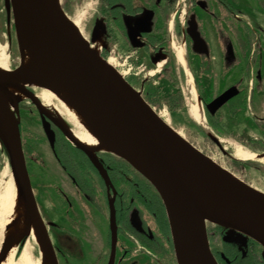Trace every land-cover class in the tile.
Here are the masks:
<instances>
[{"label": "flooded vegetation", "instance_id": "obj_1", "mask_svg": "<svg viewBox=\"0 0 264 264\" xmlns=\"http://www.w3.org/2000/svg\"><path fill=\"white\" fill-rule=\"evenodd\" d=\"M91 1L90 41L105 60L113 58L121 64L125 80L134 89L132 81L137 79L146 85L145 89L153 79H163L169 85L175 78L183 80L195 103L197 97L200 99L204 120L213 133L232 135L225 134L220 118L224 110L236 123L240 134L234 136L236 142L250 152L260 153L258 156L264 155V127L250 108L260 92L256 88L260 73L254 62L255 10L242 12L228 0ZM194 32L202 40L201 52L196 51L200 47L193 49ZM178 51L182 63L177 59ZM218 82L221 85L216 88ZM155 84L152 86L159 88ZM233 87L238 93L210 115L206 105ZM29 90L39 98L40 89ZM138 91L143 93L142 89ZM24 102L41 129V141L49 148L51 163L59 166V172H52L44 157L24 142L18 111L25 164H29V171L33 166L43 170L38 179L33 172L27 173L57 264H61L59 253L62 264H110V200H114L116 225L113 264H176L165 209L149 182L121 159L97 152L94 156L110 182L106 184L88 156L66 139L44 111L49 110L41 104L39 110L29 99ZM245 109L247 116L236 121L237 114ZM61 119L72 131L65 117ZM43 121L48 124L49 137ZM251 130L259 131V136H253ZM210 226L213 225L206 226L209 245L210 229L219 237L218 249L210 245L218 264H264L262 248L257 243ZM139 256L148 261H138Z\"/></svg>", "mask_w": 264, "mask_h": 264}, {"label": "water", "instance_id": "obj_2", "mask_svg": "<svg viewBox=\"0 0 264 264\" xmlns=\"http://www.w3.org/2000/svg\"><path fill=\"white\" fill-rule=\"evenodd\" d=\"M19 65L13 70H0V95L13 109L15 122L9 135L0 137L11 174L22 197L26 218L33 220L47 258L57 264L56 257L36 209L28 177L19 133L18 105L21 98L3 85L16 87L40 110V103L30 92L23 56V42L30 54L42 62V72L59 84L78 111L102 134L108 149L139 173L158 194L167 217L176 264H218L213 256L207 224L235 232L257 243L264 255V193L227 178L224 169L204 156L168 126L106 60L87 41L64 12L60 0H8ZM193 49L204 50L202 40L194 32ZM26 84V85H23ZM230 88L206 105L214 115L237 94ZM200 105V99L197 97ZM47 137L48 124L42 123ZM59 129L61 128L58 125ZM66 139L82 150L99 171L106 184L102 165L70 131ZM205 135L223 150L217 136ZM224 153V152H223ZM262 157V156H258ZM113 201L110 200L111 257L114 261L116 225ZM13 236L3 239L0 262L22 240ZM17 252V251H16Z\"/></svg>", "mask_w": 264, "mask_h": 264}, {"label": "rangeland", "instance_id": "obj_3", "mask_svg": "<svg viewBox=\"0 0 264 264\" xmlns=\"http://www.w3.org/2000/svg\"><path fill=\"white\" fill-rule=\"evenodd\" d=\"M232 4L235 5L240 11L248 13L250 10H255V25L253 28L256 32L255 44L256 48L254 51L255 60L257 63L256 69L260 73V80H258V85L256 88L259 89L258 96L256 97L255 102L251 105V111L258 118V124L264 127V0H228ZM263 3V4H262ZM60 4L66 13V15L71 20L80 19V27L82 31V35L87 41H90L91 33L89 28V23L91 20L92 10L93 8L91 0H60ZM10 9L8 0H0V67L5 68L7 70H13L19 65V53L16 43V37L13 27V21L11 14L8 15V11ZM91 42V41H90ZM92 44V43H91ZM95 48L94 44H92ZM99 51L97 48H95ZM100 52V51H99ZM155 71V70H154ZM149 84L156 83L155 86L159 84V91L161 93V99H164L169 93L170 96L166 100H156V104L150 103L146 99V90L143 87V82L139 79L133 80L132 85L137 89H142V97L144 100L150 105L153 111L161 117V119L166 121L167 125L170 126L174 131H176L182 138H184L188 143H190L194 148H196L199 152H201L204 156L209 158L216 165L221 167L224 170L232 173L237 179L242 181L244 184L256 189L264 193V159L262 157L255 158L251 161H241L235 158V152L240 149L242 152L246 154H255L258 156L260 153L250 152L244 149V145L242 143L236 142L234 136H239V132L235 129V121L233 118H229L226 112L223 110L224 117H220L222 124L225 127V131L227 133H231V137L226 135H217L215 132L213 133L211 128L207 125L206 120L203 121L202 124L195 122L189 116V107L192 103H195V97L190 95L188 91V86L185 84L183 80H179L175 78L174 81L169 85L164 82L163 79H153L149 81ZM189 85V84H188ZM221 83H216V88L220 86ZM39 89V88H36ZM182 90V92H181ZM41 92V89H40ZM141 93V92H140ZM183 93V94H182ZM163 94V96H162ZM166 95V96H165ZM40 96V93H39ZM174 96L177 97L178 101L175 103H171L173 106L169 109L164 104L168 101H173ZM210 98V97H208ZM38 101L44 106L47 110H50V107L53 108L58 107V103L55 100H50V104L44 102L40 97L37 98ZM26 100V99H25ZM25 100H22L21 106L18 105V111L21 115V126L24 135V142L28 146H33L35 151L40 153L42 158L44 157L45 163L51 167L52 172H59V166L56 163H51L50 151L45 143L41 141V129L38 124L34 121L32 116H30L25 108L26 103ZM249 102V100H248ZM51 105V106H50ZM226 110V109H225ZM25 111V112H24ZM204 115V113H203ZM238 116V117H237ZM236 121H241L247 116V109L241 111L237 114ZM244 116V117H243ZM206 116H204L205 119ZM243 117V118H242ZM231 119V120H230ZM231 121V123H230ZM231 125V128L229 129ZM252 131V130H251ZM260 131V129H259ZM257 130L252 131L254 133L253 136H259ZM264 131V129H263ZM205 132L211 133L218 137L221 142L223 150H220L206 135ZM30 135L35 136L38 140H32ZM237 138V137H236ZM226 153V154H223ZM114 156V155H113ZM115 157V156H114ZM26 169L28 172H33L34 178L38 179L40 172L39 166H33V170L29 171V164L26 163ZM44 167V166H43ZM46 167V166H45ZM48 167V166H47ZM46 167V169H47ZM39 172V173H37ZM7 187H12L13 191L18 192V188L16 182L11 174L8 158L2 148L0 146V194ZM15 189V190H14ZM19 193V192H18ZM5 216L0 217V248L2 245L3 237H4V229H5ZM3 224V225H2ZM213 227V226H210ZM210 245L213 248L218 249L220 245L219 237L214 236V230L210 229ZM231 233H229L230 235ZM29 234L25 236V240L27 241L29 238ZM25 242L22 244L20 252L15 254V263H18L21 254V250L24 246ZM36 243L33 241H29L28 243V251L33 264H41L42 256L39 253L38 248L35 245ZM17 251V248H16ZM59 262L62 264L63 259L60 258L59 253ZM138 261H148L146 257L139 256L136 258Z\"/></svg>", "mask_w": 264, "mask_h": 264}, {"label": "bare ground", "instance_id": "obj_4", "mask_svg": "<svg viewBox=\"0 0 264 264\" xmlns=\"http://www.w3.org/2000/svg\"><path fill=\"white\" fill-rule=\"evenodd\" d=\"M72 22L82 34L80 27V19L76 21L72 20ZM22 50L24 56L25 70L27 73L26 77L29 80L27 84L31 85L30 87L33 89H41L39 97L47 104H50V100H55L58 103V107L53 108L50 105L51 107L49 111L44 110L46 114L53 118L54 122L57 123L62 129L67 131V128L61 119L62 116L65 117L66 121L70 123L73 127V130L70 131V133H72L76 140L83 144V146L87 148L90 153L109 151V147L105 138L78 111L74 102L66 93V91L52 78H50L48 75L41 71V60L37 56L33 57L30 54L25 42H23ZM177 59L179 62L182 63L180 51L177 52ZM0 70L6 71L7 69L0 67ZM3 86L9 92L21 98L22 100L27 99L25 95L16 87V85ZM12 112L13 109H10L6 98L0 95V137H2L3 135H9L12 132L11 127L16 120ZM188 112L189 116L195 122L199 124L203 123V111L198 103H192L189 107ZM164 122L167 123L165 120ZM234 155L237 160L241 161H251L255 158H258V156H256L255 154H246L240 149H238ZM262 159H264V155L262 156ZM223 173L227 178L235 181L236 183H243L227 170H224ZM2 216H5L6 218L4 220L5 229L3 238H6L7 236L11 235L15 238V240H19V238L25 233H28L30 236L27 241L25 240V238L23 239L25 244L21 250L20 257H18V263H15V254H17V252L16 246L13 245L11 250L1 260L0 264H33L28 251V243L29 241H33L37 243L40 247H42L41 239L33 220H28L26 218L22 197L17 191H13L12 187L5 188L0 194V217ZM41 256V264H53V262H51L47 258L46 253L43 250H41Z\"/></svg>", "mask_w": 264, "mask_h": 264}, {"label": "trees", "instance_id": "obj_5", "mask_svg": "<svg viewBox=\"0 0 264 264\" xmlns=\"http://www.w3.org/2000/svg\"><path fill=\"white\" fill-rule=\"evenodd\" d=\"M160 88H155L152 86V84H150L148 87H147V90H146V99L152 103V104H156L157 102H155L156 100H166L169 96H166L164 99H161V93L159 91ZM176 101H178L177 97L174 96V99L173 101H168L166 104H164L166 107H168L169 109L173 106L171 103H175ZM214 130V129H213ZM216 131V130H215ZM22 244H23V240L21 242V244L19 245L18 247V250H17V253L20 252V249L22 247Z\"/></svg>", "mask_w": 264, "mask_h": 264}, {"label": "built area", "instance_id": "obj_6", "mask_svg": "<svg viewBox=\"0 0 264 264\" xmlns=\"http://www.w3.org/2000/svg\"><path fill=\"white\" fill-rule=\"evenodd\" d=\"M108 63H110L115 69H117L121 74L122 76H124V69L123 67L121 66V64L119 62H117L115 59L113 58H109L108 60ZM126 73V72H125Z\"/></svg>", "mask_w": 264, "mask_h": 264}, {"label": "crops", "instance_id": "obj_7", "mask_svg": "<svg viewBox=\"0 0 264 264\" xmlns=\"http://www.w3.org/2000/svg\"><path fill=\"white\" fill-rule=\"evenodd\" d=\"M256 12V11H255Z\"/></svg>", "mask_w": 264, "mask_h": 264}]
</instances>
